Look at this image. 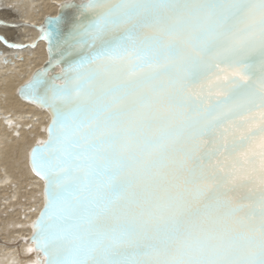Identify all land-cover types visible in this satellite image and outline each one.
Listing matches in <instances>:
<instances>
[{
    "label": "snow or ice",
    "instance_id": "6c2138e0",
    "mask_svg": "<svg viewBox=\"0 0 264 264\" xmlns=\"http://www.w3.org/2000/svg\"><path fill=\"white\" fill-rule=\"evenodd\" d=\"M61 7L18 90L50 113L39 264H264V0Z\"/></svg>",
    "mask_w": 264,
    "mask_h": 264
},
{
    "label": "bare ground",
    "instance_id": "6f19581e",
    "mask_svg": "<svg viewBox=\"0 0 264 264\" xmlns=\"http://www.w3.org/2000/svg\"><path fill=\"white\" fill-rule=\"evenodd\" d=\"M63 1L69 0H0V37L24 45L0 42V264H39L30 236L43 205V183L28 156L46 138L50 116L17 91L45 61L39 28Z\"/></svg>",
    "mask_w": 264,
    "mask_h": 264
},
{
    "label": "water",
    "instance_id": "95a60500",
    "mask_svg": "<svg viewBox=\"0 0 264 264\" xmlns=\"http://www.w3.org/2000/svg\"><path fill=\"white\" fill-rule=\"evenodd\" d=\"M69 2H71V3H73L74 5H76V6H79L82 2H83V0H69V1H63V2H61L60 4H59V7H58V9H57V12H56V14L55 15H53V16H51V15H46L45 17H44V19H43V24H46V20H47V18H50V17H55V16H57V14H59L62 18H63V25H62V28H61V33L62 34H67L68 32H70L71 31V29H72V27H73V25L76 23V21H77V17H78V15H79V9H78V7H70V8H62L61 7V5L62 4H65V3H69ZM45 41V51H46V59H45V61L43 62V64L41 65V67L40 68H42V67H45L46 65H47V61H48V59H49V55H48V45H47V41L46 40H44ZM57 59H58V57H57ZM62 67V65H60V64H56V65H54L52 68H51V70L49 71V75H54V74H57V73H59V71H60V68ZM40 68H38V69H36L34 72H36L37 70H39ZM33 72V73H34ZM33 73H32V75H33ZM31 75V76H32ZM30 76V77H31ZM30 79V78H29ZM26 83V82H25ZM24 83V84H25ZM23 85V84H22ZM21 85V86H22ZM21 86H19V88L21 87ZM19 88H18V90H19ZM17 93H18V96L20 97V98H22V99H24L23 97H21L20 96V94H19V91H17ZM25 100V99H24ZM26 101H28V100H26ZM30 102V101H29ZM36 105V104H35ZM37 106H39V105H37ZM40 107V106H39ZM45 109V108H44ZM47 112H48V110L47 109H45ZM48 114H49V116H50V113L48 112ZM47 128V127H46ZM36 144V143H35ZM34 144V145H35ZM32 148V147H31ZM31 150V149H30ZM30 152V151H29ZM28 163H29V166H30V162H29V156H28ZM30 169H31V166H30ZM32 171V170H31ZM34 175H35V173H33ZM38 177V176H37ZM40 178V177H39ZM41 179V178H40ZM41 181H42V183H43V186H44V181L41 179ZM42 198H43V191H42ZM43 206V205H42ZM42 208V207H41ZM41 210V209H40ZM40 212V211H39ZM39 214V213H38ZM38 216V215H37ZM36 216V217H37ZM36 219V218H35ZM31 237H32V234H31V236H30V239H31ZM34 246V249L36 250V248H35V245H33ZM37 251V250H36ZM38 252V251H37ZM39 253V252H38ZM43 260V256H42V254H40V256H38L37 257V262L39 263V262H41Z\"/></svg>",
    "mask_w": 264,
    "mask_h": 264
}]
</instances>
